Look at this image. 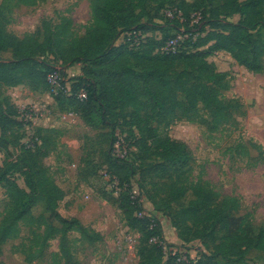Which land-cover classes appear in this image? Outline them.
I'll return each mask as SVG.
<instances>
[{
  "label": "rangeland",
  "instance_id": "rangeland-1",
  "mask_svg": "<svg viewBox=\"0 0 264 264\" xmlns=\"http://www.w3.org/2000/svg\"><path fill=\"white\" fill-rule=\"evenodd\" d=\"M104 1L0 0V17L7 33L26 41L37 39L35 45L43 40L44 35L39 36L37 32L45 33V21H50L56 30L62 18L71 19L68 34L59 38L60 45L66 47L68 42L83 37L90 27L96 26L94 8ZM238 19V15L232 18L235 22ZM123 36L119 43L124 41ZM13 57L11 50L0 52V58ZM46 59L60 67L61 63L56 62L53 55H47ZM208 60L214 62L219 71L227 73L218 95L229 105V115L225 122L217 123L205 104L199 102L206 122H192L172 115L154 121L152 125L161 135L185 142L192 152L182 170L171 168L175 171L167 173L154 169L159 161L156 157L147 158L139 152L138 131L133 128L136 134L133 136L130 125L123 122L121 116L111 117V122L125 131L118 130L115 134L113 126L102 124L99 113L93 115L94 124L88 125L71 112L68 99L61 97L58 104L54 96L61 90L59 86L45 92L31 89L30 94L24 96L23 89L17 91L0 85V104L9 107L8 100L15 105L18 112L14 117L24 126L18 128L9 124L4 133L0 131V164L7 168L12 182L26 191L20 207L30 211L17 221L10 238L0 241V264L139 263L143 234L128 226L119 207L121 190L117 177L106 163L109 153L116 158H128L129 163L137 154L142 156L130 165L134 197L142 207L140 213L158 220L165 244L172 245L183 259L213 256L214 264H264L262 249L243 247L229 252L231 246L221 244L222 232L212 235L209 230L204 239H197L193 238V231L184 226L185 222L192 226L191 217L197 215L198 203L193 189L200 184L209 195L208 205H219L257 228L264 227V71H250L225 51H219ZM78 73H82L79 64L66 70L64 76L60 69L58 81L70 86L71 78ZM132 110L128 108L126 112ZM39 135H51L55 139L48 154L41 153L40 159L50 177L65 192L59 212L79 219L89 232L99 233L101 238L96 242L83 239L77 229L63 239L60 221L47 211L44 197L27 186V168L23 165L26 152L20 143H33ZM171 175L181 177L185 191L177 200L169 198ZM8 190V184L0 185V235L4 220L16 206ZM214 236L219 238L213 240ZM221 250L227 255H221Z\"/></svg>",
  "mask_w": 264,
  "mask_h": 264
},
{
  "label": "trees",
  "instance_id": "trees-1",
  "mask_svg": "<svg viewBox=\"0 0 264 264\" xmlns=\"http://www.w3.org/2000/svg\"><path fill=\"white\" fill-rule=\"evenodd\" d=\"M236 15L239 19L235 22L232 18ZM93 17L96 26L90 27L83 37L68 42L66 47L60 45L59 38L68 34L71 19L62 18L56 30L50 21H45V33L37 32L44 35L43 40L35 45L37 39L26 41L7 33L0 17V52L11 50L14 55L11 59L0 58V85L24 84L34 91H51L50 74L61 69L64 76L66 70L79 64L82 73L71 78L70 86L61 80L62 89L54 99L58 104L61 97L68 99L71 112L88 125L94 124L93 115L99 113L102 124L113 126L115 134L118 130L125 131L112 123L111 117L121 116L130 125L133 136L136 135L133 128L137 129L139 152L159 160L154 164L156 171L182 170L192 157L185 142L161 135L152 125L158 118L172 115L206 122L207 117L201 115L198 107L202 102L214 121L227 120L229 105L218 95L227 73L219 71L209 57L225 51L250 71H264V0H105L104 4L95 6ZM122 35L124 41L119 43ZM49 54L61 63L60 67L46 59ZM6 102L9 107L0 104L1 134L9 124L24 127L14 117L18 112L16 106ZM128 108L133 110L127 113ZM38 140L20 143L26 152L23 165L27 168V186L44 197L47 211L60 221L63 239L77 229L83 239L96 242L101 238L99 233L89 232L79 219L59 212L65 192L40 159L41 153L48 154L55 139L51 135H39ZM141 158L137 154L131 163L134 165ZM106 163L117 177L121 190L119 207L128 226L143 234L138 264H214L213 256L196 260L189 256L183 259L177 250L174 253L172 245L164 242L158 220L139 215L142 207L134 197L129 159L109 153ZM6 169L0 164V185L8 184V195L17 207L2 224L1 242L9 239L17 221L30 213L29 209L20 207L26 191L12 182ZM170 178L169 198L177 200L185 192L182 179L173 175ZM193 194L198 203L197 215L191 217L192 226L184 223L193 231V238L204 239L209 230L212 235L222 232L221 244L231 246L229 252L243 247L264 250V227L257 228L219 205H208L209 195L200 184L194 187ZM175 226L178 227V222ZM216 238L219 237L214 236L213 240ZM221 255L226 256L227 252L221 250Z\"/></svg>",
  "mask_w": 264,
  "mask_h": 264
},
{
  "label": "built area",
  "instance_id": "built-area-1",
  "mask_svg": "<svg viewBox=\"0 0 264 264\" xmlns=\"http://www.w3.org/2000/svg\"><path fill=\"white\" fill-rule=\"evenodd\" d=\"M58 80H60V74H59L58 72H54V73H52V74H50V75L48 76V81L50 82L52 88L55 89V87L58 88V86H59V89H62V86H60L61 83H59ZM54 89H53V90H54ZM139 215L142 216L141 213H140ZM175 252H176V249L174 250V253H175Z\"/></svg>",
  "mask_w": 264,
  "mask_h": 264
},
{
  "label": "crops",
  "instance_id": "crops-1",
  "mask_svg": "<svg viewBox=\"0 0 264 264\" xmlns=\"http://www.w3.org/2000/svg\"><path fill=\"white\" fill-rule=\"evenodd\" d=\"M80 74L78 73V75H80ZM13 88L16 89L17 91L23 89V92H22L23 94L22 95H24V96H28L30 94V92L32 91L30 87H28L27 85H24V84L15 86Z\"/></svg>",
  "mask_w": 264,
  "mask_h": 264
}]
</instances>
